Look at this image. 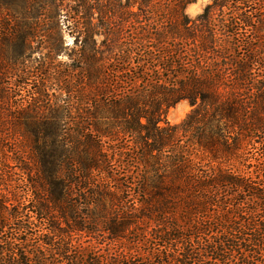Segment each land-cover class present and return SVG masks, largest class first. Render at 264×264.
<instances>
[{"label": "trees", "instance_id": "1", "mask_svg": "<svg viewBox=\"0 0 264 264\" xmlns=\"http://www.w3.org/2000/svg\"><path fill=\"white\" fill-rule=\"evenodd\" d=\"M195 1H42L47 18L72 21L76 44L103 36V59L130 66L135 56L137 66L110 81L98 67L103 52L78 51L82 82L57 78L63 95L75 96L52 109L71 117L72 133L36 110L17 111L14 137L26 139L30 156L28 165L14 161L30 200L21 208L0 198V264H264V170L239 168L247 138L262 136L264 146V0H213L190 26L185 9ZM224 10L230 17L215 25ZM243 28L258 45L244 40L246 55L235 59ZM184 101L190 112L170 125L167 112ZM9 124L0 119V137ZM126 158L138 173L123 189L112 167ZM94 172L103 183L90 185ZM125 193L138 208L123 209Z\"/></svg>", "mask_w": 264, "mask_h": 264}, {"label": "rangeland", "instance_id": "2", "mask_svg": "<svg viewBox=\"0 0 264 264\" xmlns=\"http://www.w3.org/2000/svg\"><path fill=\"white\" fill-rule=\"evenodd\" d=\"M42 1L43 0H38L32 3L31 0H0V15L5 18L0 19V23L8 25L6 29L0 26V93L5 92L8 96L5 100L0 99V114H2L0 119L4 122L10 121L7 131L3 132L0 137V198L2 201L6 202L7 207L21 206V208H25L30 200V194L27 191L26 176L22 174L14 161V159L19 158L22 163L28 165V156H30V149L26 139H24V137L20 139L19 136L14 137V129L16 131L17 129L14 127V122L16 120H14L15 118L13 117L16 116L15 114L17 111L24 108L29 112L36 110L41 115V119L55 120L61 127H64L65 131L70 130L72 133L73 121L69 119L70 116L67 117L62 114V109L58 110V113H52V109L55 111V108L69 104L75 96V92L63 95L60 86L55 81L57 78L63 79L64 83L67 82L76 86L82 82L80 79L81 76L76 72L79 67H82V64L78 61V51L81 48H88L90 45L100 52H103V54L98 57L100 61L98 67L103 66L102 74L110 81H115L117 77L118 80L126 78L127 73H129L127 69H133V67L137 66L135 56L132 57L130 66L121 63L118 65L117 61L116 63H112L111 61L108 62L109 60H105L108 58L105 46L109 44V41H107L109 39L102 42L103 36L95 37L88 45L81 44L79 40L76 44V42H74V37L70 34L72 32V21L66 20L65 18L60 21L47 18L44 3ZM124 1L125 0H122V2ZM212 1L213 0H196L194 3L187 6L185 15L188 17L190 26L197 24V16H199L204 8ZM64 6L65 3L63 7ZM67 11L68 9L61 14H67ZM224 16L225 18L230 17L227 10L215 14V19L217 21L215 25H217L218 20L222 19ZM94 18L99 17L95 14ZM76 21L80 23L84 22V20L82 21L77 18ZM95 21L97 23L103 22V20L98 19L92 20V23L94 24ZM233 31L231 27L228 30L230 34L228 35L229 37L227 36L226 38L229 41L233 39L231 35ZM16 32H23L25 35H13ZM241 33V36L234 38L237 42L235 41V47H232L230 51V55H233L235 59H242L246 55V50L242 43L244 40H250L253 46L255 44V47L258 45L252 32L243 28ZM222 39H225L223 35ZM49 40H55L56 44H49ZM125 43L126 41L124 38L120 42V44H122V49ZM57 45H61V52L55 56L52 51ZM118 53L119 52L115 51V54ZM122 56L123 55H121V57ZM255 68V76L257 78L260 68ZM124 70L125 72H123ZM131 77H136L133 72L131 73ZM42 82H44L46 87H41V92L36 93L35 87H38V83ZM64 83H62V86ZM190 110L191 107L187 102L178 103L167 112L166 120L170 125H178L184 120ZM73 111L74 110H72V112ZM61 116H63L64 119L61 120ZM6 119L9 120L6 121ZM257 137L258 138H255L253 142L247 138L240 148V153L242 155H240L242 157L241 163H243L239 165L241 171L247 172L245 171V166H242L244 164L259 165V168L264 170V146L258 144L262 136L257 135ZM130 156L133 155L131 154ZM233 157L232 165L235 167V155ZM127 160V158L122 160L120 165L119 163H115L112 167L114 174L122 179L121 187H123V189L131 187L129 182L132 181L133 183L138 173V167L135 164H131L129 169L126 168ZM202 164L204 168L207 169L208 161L204 160ZM250 171L251 170H249V172ZM126 173L128 178H122ZM99 183H103L101 175L95 172L92 173L90 176V185ZM120 197V204L123 206V209L130 207L131 209L138 208V203L135 200L134 194H120ZM35 226L33 227V231L36 233L43 229V226L40 224ZM79 236L78 238L83 242L91 241V239L83 235ZM102 239L106 240L105 235L100 233L98 240L101 241ZM49 261H52L51 257Z\"/></svg>", "mask_w": 264, "mask_h": 264}]
</instances>
